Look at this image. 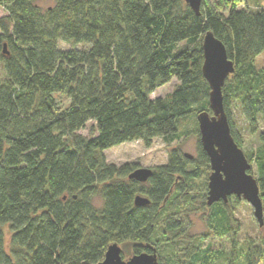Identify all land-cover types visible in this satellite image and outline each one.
I'll list each match as a JSON object with an SVG mask.
<instances>
[{
    "label": "trees",
    "instance_id": "16d2710c",
    "mask_svg": "<svg viewBox=\"0 0 264 264\" xmlns=\"http://www.w3.org/2000/svg\"><path fill=\"white\" fill-rule=\"evenodd\" d=\"M39 1L0 0L7 12L0 18V264H99L113 244L123 259L154 249L159 264L219 259L188 230L201 212L220 234L232 238L234 228L227 203L210 207L208 192L194 194V182L211 170L200 129L196 157L173 149L146 183L129 179L135 165L109 164L105 152L132 142L150 148L156 139L172 144L181 121L212 115L203 75L208 32L235 64L223 97L242 149L236 111L251 134L264 125V67L256 64L264 7L234 4L226 15L231 0H202L198 16L184 0H52L47 9ZM174 79L172 93L151 98ZM90 122L85 137L79 132ZM259 140L257 152L244 154L257 168L264 218V132ZM138 196L149 204L136 206ZM241 250L231 262L264 264V237Z\"/></svg>",
    "mask_w": 264,
    "mask_h": 264
},
{
    "label": "rangeland",
    "instance_id": "374dc122",
    "mask_svg": "<svg viewBox=\"0 0 264 264\" xmlns=\"http://www.w3.org/2000/svg\"><path fill=\"white\" fill-rule=\"evenodd\" d=\"M236 5L238 9L258 10L264 7V0H231L230 3L223 5V12L227 15L232 5ZM39 5L43 9H47L54 5L52 0H40ZM7 15L4 8L0 7V18ZM60 48L63 50L71 49L68 44L60 43ZM78 48H81L80 46ZM258 68L264 67V54L259 56L256 61ZM178 86V82L174 79L169 84L156 90L152 95V99L164 98L172 93ZM57 98L63 108L68 106V101L61 95ZM200 113H194L193 116L187 120L181 121L179 127V138L172 144H167L163 139H156L150 148H146L142 142L124 143L105 152L106 160L109 164L122 166L125 164L135 165L139 168L155 169L158 166L165 165L168 160V155L173 149H179L183 154H189L196 157L198 145L199 123L197 117ZM234 125L236 132L242 140V151L250 155L252 152H257L261 147L259 136L264 132V125L261 124L259 131L256 134H251L244 119L236 111L234 115ZM94 123L90 122L87 127L79 133L85 137H89L92 132ZM252 173L257 177V168L253 163ZM211 170L204 171L201 179L194 182L195 195L201 196L204 192H208L209 177ZM100 200L96 199V203L100 205ZM229 210L232 213L234 220V228H232V238L226 234H220L211 228H208L206 221L207 217L204 212L193 216L190 219L188 227L189 233L193 236L192 240H198V243L203 248H210L213 252L220 251L219 259L210 264H244L241 259L232 261V253L236 249L240 250L246 248L249 240H260L264 237V230L259 228V224L254 216L253 207L243 199L235 202L231 199L229 203ZM192 240H186L182 243H192ZM236 248V249H235ZM232 257V258H231ZM130 258L129 253L124 252V259Z\"/></svg>",
    "mask_w": 264,
    "mask_h": 264
},
{
    "label": "water",
    "instance_id": "95a60500",
    "mask_svg": "<svg viewBox=\"0 0 264 264\" xmlns=\"http://www.w3.org/2000/svg\"><path fill=\"white\" fill-rule=\"evenodd\" d=\"M199 16L202 0H184ZM204 53L203 75L211 92L209 107L212 115L201 112L198 117L201 144L210 159L211 175L208 183L207 205L237 197L249 203L254 209V216L260 227L264 225L263 204L256 178L250 174L252 168L242 149L235 143L231 133L228 116L224 108L223 87L227 79L234 74L235 64L228 58L224 44L213 33L205 34L202 41ZM192 158L191 155L185 154ZM152 176V169L139 168L129 179L146 183ZM136 206H144L149 201L138 196ZM99 264H159L156 250L123 259L122 249L118 244L110 245L105 260Z\"/></svg>",
    "mask_w": 264,
    "mask_h": 264
}]
</instances>
